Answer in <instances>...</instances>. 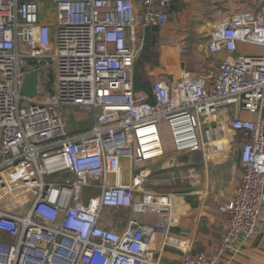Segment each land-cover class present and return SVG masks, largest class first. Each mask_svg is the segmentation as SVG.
<instances>
[{
    "label": "built area",
    "instance_id": "2783aa9c",
    "mask_svg": "<svg viewBox=\"0 0 264 264\" xmlns=\"http://www.w3.org/2000/svg\"><path fill=\"white\" fill-rule=\"evenodd\" d=\"M43 2L54 5L53 23L40 20ZM172 2L0 0V234L9 238L0 237V264H159L154 237L163 245L174 221L171 195L147 187L148 163L164 155L159 123L175 154L209 144L220 151L226 124L202 116L229 104L255 118L228 125L244 140L239 182L218 207L227 225L212 253L188 251L183 264H223L225 251L255 234L264 207V51L221 61L211 78L155 80L149 102L134 92L139 29L164 27ZM238 41L264 47V0L230 14L208 49L232 52ZM47 66L54 86L36 99ZM31 70L34 99L20 92ZM69 107L88 112L92 126L69 130L61 116ZM105 209L125 212L119 230L102 225Z\"/></svg>",
    "mask_w": 264,
    "mask_h": 264
},
{
    "label": "crops",
    "instance_id": "0c3cea01",
    "mask_svg": "<svg viewBox=\"0 0 264 264\" xmlns=\"http://www.w3.org/2000/svg\"><path fill=\"white\" fill-rule=\"evenodd\" d=\"M258 6L259 0H173L164 27L139 29L145 48L134 65V92L145 95L152 102L151 86L155 80L171 84L183 73L211 78L223 60L262 53V45L243 41H238L232 52L220 50L212 53L208 49L212 32L230 14L240 10L252 11ZM54 19V5L41 3L40 20L53 23ZM236 117L254 119L255 115L237 104H229L218 106L212 115L202 116L204 124H226L218 143L222 146L220 151H209L214 147L209 144L208 150L183 155L174 151L166 155L164 152V160L161 157L148 163L151 174L147 187L169 193L174 209V221L167 241L162 245L163 235L154 237L157 249L161 248L159 264H183L188 251L212 253L220 240L227 221L218 207L232 198L241 176L240 150L244 139L239 131L228 126ZM118 213L123 214L121 221L110 216L102 220V225L119 230L126 214L124 211ZM153 218L152 215L138 216L141 222H149ZM0 237L9 239L3 234ZM221 262L264 264V207L255 234L248 240L239 241L234 251H225Z\"/></svg>",
    "mask_w": 264,
    "mask_h": 264
},
{
    "label": "rangeland",
    "instance_id": "374dc122",
    "mask_svg": "<svg viewBox=\"0 0 264 264\" xmlns=\"http://www.w3.org/2000/svg\"><path fill=\"white\" fill-rule=\"evenodd\" d=\"M46 74H47V83L45 84V88L42 85V96H37L36 99H42L44 98V96L46 95V93H48L50 90L53 89L54 86V75H53V71L51 69H49V66L46 67ZM62 119L64 120V122L66 123V126L69 130L71 131H78L81 130V128H90L93 124V120L91 115L83 110L78 109L77 107H69L66 108L63 113H62ZM159 130H160V136H161V140H162V144H163V148H164V152L166 153V155H168L169 153L173 154L174 151V146H173V141H172V137L170 134V130L168 127V124L165 121H162L159 123ZM165 154L162 156L163 160L164 157L166 156ZM53 179H55V176L52 177ZM28 195L27 194H23V198H27ZM29 197L27 198L26 202H28ZM107 209H105L106 211ZM111 210V209H110ZM110 210H107L105 212V219H108L110 216L112 217H116L121 221V216H123V214L121 215L120 213H118L119 211L115 212L114 211L112 213H110Z\"/></svg>",
    "mask_w": 264,
    "mask_h": 264
},
{
    "label": "water",
    "instance_id": "95a60500",
    "mask_svg": "<svg viewBox=\"0 0 264 264\" xmlns=\"http://www.w3.org/2000/svg\"><path fill=\"white\" fill-rule=\"evenodd\" d=\"M37 85V71L31 70L25 75L20 92L28 99H34L37 93Z\"/></svg>",
    "mask_w": 264,
    "mask_h": 264
},
{
    "label": "trees",
    "instance_id": "16d2710c",
    "mask_svg": "<svg viewBox=\"0 0 264 264\" xmlns=\"http://www.w3.org/2000/svg\"><path fill=\"white\" fill-rule=\"evenodd\" d=\"M143 48H145V44H144Z\"/></svg>",
    "mask_w": 264,
    "mask_h": 264
}]
</instances>
